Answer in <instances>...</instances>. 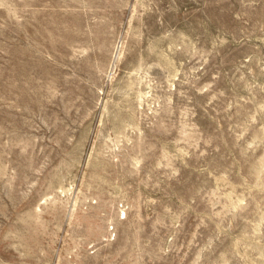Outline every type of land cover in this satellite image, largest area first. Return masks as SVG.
Instances as JSON below:
<instances>
[{
  "label": "rangeland",
  "instance_id": "1",
  "mask_svg": "<svg viewBox=\"0 0 264 264\" xmlns=\"http://www.w3.org/2000/svg\"><path fill=\"white\" fill-rule=\"evenodd\" d=\"M0 264H264V0H0Z\"/></svg>",
  "mask_w": 264,
  "mask_h": 264
}]
</instances>
